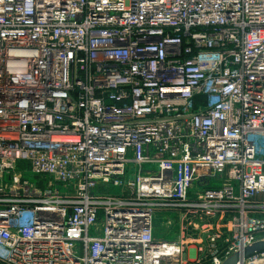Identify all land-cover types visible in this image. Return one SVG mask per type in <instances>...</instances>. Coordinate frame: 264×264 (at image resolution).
Instances as JSON below:
<instances>
[{"label": "built area", "instance_id": "obj_1", "mask_svg": "<svg viewBox=\"0 0 264 264\" xmlns=\"http://www.w3.org/2000/svg\"><path fill=\"white\" fill-rule=\"evenodd\" d=\"M186 233L189 264L264 239V0H0V264H184Z\"/></svg>", "mask_w": 264, "mask_h": 264}, {"label": "rangeland", "instance_id": "obj_2", "mask_svg": "<svg viewBox=\"0 0 264 264\" xmlns=\"http://www.w3.org/2000/svg\"><path fill=\"white\" fill-rule=\"evenodd\" d=\"M110 191L116 192L118 190L116 188H112L109 190V192ZM180 218H181L180 212H172L169 210L157 209L156 212L153 214V227L155 230V236L163 237L167 239H172L180 236L181 235ZM193 237L194 236H191L187 233L184 234L182 241L186 242L185 249L187 250L188 253V259L184 264H189V260L193 256L189 249L190 245L196 243L195 240H189L190 238L193 239Z\"/></svg>", "mask_w": 264, "mask_h": 264}, {"label": "water", "instance_id": "obj_3", "mask_svg": "<svg viewBox=\"0 0 264 264\" xmlns=\"http://www.w3.org/2000/svg\"><path fill=\"white\" fill-rule=\"evenodd\" d=\"M205 234L203 235V241H205ZM264 250V239L253 242L250 245L245 246L242 251H236L228 257L224 258L220 264H238L243 257H247L255 252Z\"/></svg>", "mask_w": 264, "mask_h": 264}]
</instances>
